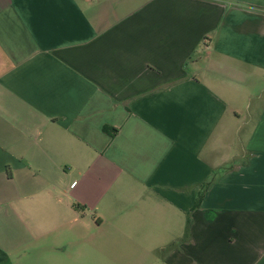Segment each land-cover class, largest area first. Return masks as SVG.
Wrapping results in <instances>:
<instances>
[{"label": "crops", "instance_id": "0c3cea01", "mask_svg": "<svg viewBox=\"0 0 264 264\" xmlns=\"http://www.w3.org/2000/svg\"><path fill=\"white\" fill-rule=\"evenodd\" d=\"M87 231L264 264V0H0V264Z\"/></svg>", "mask_w": 264, "mask_h": 264}, {"label": "rangeland", "instance_id": "374dc122", "mask_svg": "<svg viewBox=\"0 0 264 264\" xmlns=\"http://www.w3.org/2000/svg\"><path fill=\"white\" fill-rule=\"evenodd\" d=\"M248 110L243 108V116H248ZM87 238L79 239L77 251L74 255L71 251L65 254H58L54 257L48 256L46 253L43 257H39L36 262L28 264H137L139 256L134 254L120 255V248H134V240L132 239H114L111 236L97 238V233L87 231ZM107 236V235H106ZM104 239V240H103ZM108 249V254H102L101 249ZM115 248V249H114ZM114 249V250H113ZM113 250V251H112Z\"/></svg>", "mask_w": 264, "mask_h": 264}, {"label": "trees", "instance_id": "16d2710c", "mask_svg": "<svg viewBox=\"0 0 264 264\" xmlns=\"http://www.w3.org/2000/svg\"><path fill=\"white\" fill-rule=\"evenodd\" d=\"M105 131L110 132V129L108 127H105ZM211 184H212V180L201 185L197 201H196L195 206L193 207L192 211H194L200 207L201 202L204 198V195H205L206 191L209 189V187L211 186ZM191 228H192V220H191V212H190L188 220H187V226H186L185 236H184L183 240H188L191 238Z\"/></svg>", "mask_w": 264, "mask_h": 264}]
</instances>
